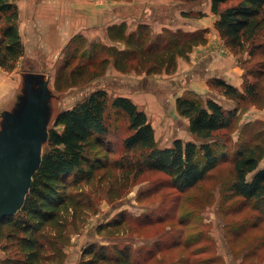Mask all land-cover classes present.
Listing matches in <instances>:
<instances>
[{"label": "trees", "instance_id": "1", "mask_svg": "<svg viewBox=\"0 0 264 264\" xmlns=\"http://www.w3.org/2000/svg\"><path fill=\"white\" fill-rule=\"evenodd\" d=\"M19 1L0 0V67L10 71L26 54L19 31ZM211 9L218 16L215 27L226 45L235 53L248 48L251 58H258L244 71L243 89L222 78L211 80V87L237 106L226 108L214 98L204 101L194 93L179 96L177 109L189 119L190 131L202 143L179 138L169 147L159 145L144 109L131 97L111 96L106 88L98 87L71 108L61 110L54 121L61 128L49 129L42 164L24 206L15 215L0 220V264H66L72 235L80 230L82 218L92 204L82 185L93 182L100 171L101 178L106 177L113 185L108 197L114 200L122 196L119 189L124 182L129 185L148 172L163 173L174 191L182 193L200 186L219 168L222 154L229 149L227 141H232L231 136H225L227 141L221 143L220 132L233 128L239 104L250 101L264 107V0H211ZM206 32L165 27L157 33L147 22L130 29L123 21L107 27L106 42L75 34L64 49L55 88L65 91L89 84L105 76L110 66L122 74L175 73L179 58H188L196 46L207 42ZM123 120L128 133L122 138L124 151L116 158L112 139L117 126L113 121ZM257 125L249 122L241 133V138H250L240 139L235 148L232 174L223 185L222 199L225 204L239 199L236 203L252 207L264 220V166L260 167L264 158V126ZM114 185L118 190H114ZM244 214L241 223L246 227L251 217L249 212ZM118 219L97 229H109L112 246L88 243L77 264H141L143 259L156 257L162 244L154 242L144 252L145 240L140 236L144 229L129 224L124 217ZM150 220L145 216L141 222L148 224ZM230 235L229 244L234 245L236 238ZM252 235L251 240L255 238ZM184 243V249L189 248L188 244L192 246L189 240ZM195 251L188 256L195 264H201L198 258L202 254Z\"/></svg>", "mask_w": 264, "mask_h": 264}, {"label": "rangeland", "instance_id": "2", "mask_svg": "<svg viewBox=\"0 0 264 264\" xmlns=\"http://www.w3.org/2000/svg\"><path fill=\"white\" fill-rule=\"evenodd\" d=\"M210 2L211 0L187 2L182 6V9H185L182 14L188 12L190 14L188 16L203 19L205 15L207 16L203 9H206V5ZM198 7L199 9H197ZM144 11H138L133 21L136 26L133 25L132 28L130 26V29H135L140 23L146 22L143 21L146 19ZM200 12L205 15L198 16L197 14ZM183 15L185 16V13ZM173 17L180 19L175 13ZM215 18L217 16L209 15L204 21L210 23L215 21L213 30L216 41L220 42V47L224 46L226 51H230L237 62L239 60L238 64H241L245 71L258 58H251L248 48L240 53H235L229 48L215 27L217 21ZM149 24L153 31L152 24ZM20 27L19 24L21 34ZM27 28L26 26V30ZM28 30V33L25 34L27 37L30 35V29L28 28ZM21 37L24 43L22 34ZM72 37L65 45L59 42L47 43L44 40H41L40 43H24L26 54L21 58L18 66L12 71L0 67V128L3 121V112L16 108L19 98L23 94L25 71L32 67L33 70L39 72L45 73L47 71V76L51 77L50 87L53 97L51 100L52 115L49 129L61 128V126L54 125L55 118L61 110L71 108L94 89L103 87L109 91L111 96L124 95L131 97L141 109L146 111L150 122L155 128L156 138L161 147H169L174 140L179 138L183 141L202 143L190 131L189 119L179 113L176 102L179 96L192 93L197 97H202L204 101L209 97H205L191 89H184V80L174 75L175 73L167 74L163 72L146 75L132 71L126 74H115L111 71L112 66H110L105 76L91 81L89 84L77 85L65 91H58L55 88L56 74L62 64L64 49ZM96 41H103V39L99 38ZM17 77L20 78V85L16 89L12 78ZM211 80L213 78H209L210 84ZM230 100L232 99L226 97L221 104L226 108H230L227 105ZM231 104H233L231 108L237 106V103L233 100ZM113 122L117 126L115 129L116 135L112 139L113 155L119 158L124 151L122 138L128 133L127 123H125V120ZM249 122L259 124L257 126H264V107L255 105L250 101L241 102L233 128L220 132L221 143L227 141L225 136L232 137V141H227L228 151L222 154L219 168L213 171L195 189L182 193L174 191L168 177L155 171L144 174L136 182H131L129 185L124 182L122 189H119L122 196L118 197L119 199L114 198V200L108 197V190L113 189V185L109 183V180H105L106 177L101 178L103 171H100L96 179L90 184H83L82 188L87 197L91 198L92 204L87 216L82 218L80 230L73 234L74 241L67 247L69 258L66 264H77L81 251L90 242H97L111 247L113 242L109 241L111 240L108 237L110 235L109 229L106 228L102 232H98L97 229L99 226L113 224L114 221L122 217L128 219L129 224L144 229L140 234L142 239L145 240L144 252L148 251L154 242L162 244L153 260L143 259L144 261L141 264H195V260L188 256L194 250L202 254L198 258L202 260L201 264H264V220L262 214L250 206L244 207L243 204L236 203L239 202V199H234L226 204L222 199L223 185L232 174L235 148L240 139L250 138L247 136L241 138V133L246 130L245 126ZM250 136L252 138L251 133ZM263 166L264 158L260 162V167ZM71 190L77 191V189ZM114 190H118L117 185H114ZM230 205L231 207L228 208ZM245 212H249L248 216L251 218L246 215L248 221L246 227H243L241 222L245 218ZM145 216L151 219L150 223L141 222ZM161 224H163V228H160ZM235 224L236 226L233 227ZM165 233L168 237H165ZM230 233H232L233 238H236L234 245L229 244ZM250 234H253L252 236L256 239L251 240ZM174 240H180V242H173ZM186 240H189L192 246L188 244L189 248L184 249L183 246H185L184 242ZM141 242L139 241V243ZM181 243L183 244L181 245L182 248H174ZM141 244L143 245V243ZM136 246L140 247V244ZM247 252L248 254H246Z\"/></svg>", "mask_w": 264, "mask_h": 264}, {"label": "crops", "instance_id": "3", "mask_svg": "<svg viewBox=\"0 0 264 264\" xmlns=\"http://www.w3.org/2000/svg\"><path fill=\"white\" fill-rule=\"evenodd\" d=\"M185 3L187 2L182 0H20V29L24 43L28 44L44 40L47 43L59 42L65 45L69 38L78 33L90 40L101 38L108 41L106 31L109 25L126 21L132 28L133 25L136 26L133 21L138 11L143 10L146 18L143 21L151 23L157 33L165 27L189 31L205 29L207 42L196 46L188 58H179L174 75L184 80V89L194 90L221 103L226 97L211 87L209 78H222L241 89L244 70L238 64L239 60L237 62L235 56L226 51L224 46L220 47V42L216 41L213 30L215 21H204L209 15L217 16L212 12L211 2L203 9L207 13L203 19L184 16L182 12L185 9L182 6ZM174 13L180 19L173 17ZM26 26L30 29L28 37L25 35L29 31ZM111 68L115 74H122L114 66ZM12 82L17 89L20 78H12ZM228 102V107H233L232 100ZM74 239L72 235L71 242Z\"/></svg>", "mask_w": 264, "mask_h": 264}, {"label": "water", "instance_id": "4", "mask_svg": "<svg viewBox=\"0 0 264 264\" xmlns=\"http://www.w3.org/2000/svg\"><path fill=\"white\" fill-rule=\"evenodd\" d=\"M51 77L29 67L15 109L5 110L0 128V220L26 202L43 160L52 115Z\"/></svg>", "mask_w": 264, "mask_h": 264}]
</instances>
